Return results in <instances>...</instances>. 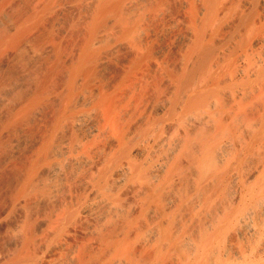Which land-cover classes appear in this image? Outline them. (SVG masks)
Wrapping results in <instances>:
<instances>
[{
  "label": "bare ground",
  "instance_id": "6f19581e",
  "mask_svg": "<svg viewBox=\"0 0 264 264\" xmlns=\"http://www.w3.org/2000/svg\"><path fill=\"white\" fill-rule=\"evenodd\" d=\"M0 264H264V0H0Z\"/></svg>",
  "mask_w": 264,
  "mask_h": 264
}]
</instances>
